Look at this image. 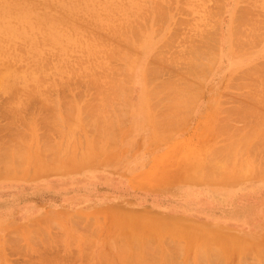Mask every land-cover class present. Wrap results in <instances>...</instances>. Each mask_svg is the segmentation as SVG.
I'll list each match as a JSON object with an SVG mask.
<instances>
[{
	"label": "rangeland",
	"instance_id": "374dc122",
	"mask_svg": "<svg viewBox=\"0 0 264 264\" xmlns=\"http://www.w3.org/2000/svg\"><path fill=\"white\" fill-rule=\"evenodd\" d=\"M0 264H264V0H0Z\"/></svg>",
	"mask_w": 264,
	"mask_h": 264
},
{
	"label": "bare ground",
	"instance_id": "6f19581e",
	"mask_svg": "<svg viewBox=\"0 0 264 264\" xmlns=\"http://www.w3.org/2000/svg\"><path fill=\"white\" fill-rule=\"evenodd\" d=\"M161 10H162V9H161ZM240 11H241V10H240ZM241 13H242V12H241ZM241 15H242V14H241ZM158 16H159V15H158ZM247 19H248V18H247ZM247 19H246V20H247ZM239 20H240V19H239ZM241 20H242V19H241ZM235 21H236V20L234 19V22H235ZM243 21H245V19L242 20V22H243ZM240 22H241V21H240ZM242 22H241V23H242ZM235 23H237L238 25H236ZM235 23H234V24H235V25H234V29L236 28V30H234V33L237 34V32H236V31L238 30L237 28L240 29L241 26H239V25H240L239 21H238V22H235ZM235 26H236V27H235ZM239 31H240V30H238V32H239ZM235 34H234V35H235ZM238 34H239V36H240V32H239ZM238 34H237V35H238ZM234 35H233V36H234ZM237 35H236L235 37L238 39L239 36H237ZM211 37H212V36H210V38H211ZM236 38H233V39H234L233 41H236V42H237V39H236ZM235 39H236V40H235ZM238 40H239V39H238ZM236 42H234V44H235ZM158 54H159V53H158ZM159 55H160V54H159ZM163 56H164V55H163ZM161 57H162V56H161ZM155 58H156V55H155ZM162 58H163V57H162ZM162 58H161V59H162ZM168 58H169V57H168ZM168 58H167V59H168ZM156 59H157V58H156ZM156 59H155V61H156ZM167 59H165V60H167ZM162 60H163V59H162ZM168 60H171L170 62L172 63V61H173L174 59H173V60H172V59H168ZM156 62H157V61H156ZM156 62H155V63H156ZM165 62H167V61H165ZM155 63H153V66L156 67V64H155ZM168 63H169V61H168ZM174 63H175V62H174ZM172 64H173V63H172ZM158 65H159V64H158ZM158 65H157V67H156V69H155V67H153V68H149V67L151 66V64H150V65L148 66V70H149V69H154V71H156L157 68H158ZM167 65H168V64H167ZM148 72L150 73V72H152V71L149 70ZM149 73H147V74H148V77H149L150 74H152V73H150V74H149ZM167 74H168V73H167ZM160 76H161V75H160ZM156 79H157V78H156ZM148 80H149V79H148ZM164 81H165V80H164ZM152 86H153V85H152ZM175 89H176V88H175ZM177 89L179 90L180 88H177ZM180 90H181V91H178V92H177V90H173L174 92H173V91H172V92H173V94H175V95H173V97L176 96L177 94H178L177 96L180 97L179 95H182V93H181V92H182V89H180ZM184 91H185V90H183V94H184ZM179 92H180V93H179ZM176 93H177V94H176ZM176 98H177V97H176ZM220 161L223 162V161H222V158H221ZM221 162H220V164H221V165H224V164H222ZM220 164H219V166H220ZM219 166L217 165V167H219ZM220 167H221V166H220ZM219 169H220V168H219ZM208 170H209V169H208ZM209 174H210V173H209ZM211 174H212V173H211ZM218 174H219V172H218ZM206 175L208 176V174H206ZM223 177H224V176H223ZM225 180H226V179H225ZM231 181H233V180H231ZM231 181H229V182H231ZM235 181H237V179H236ZM235 181H233V182H235ZM229 182H228V183H229ZM231 183H232V182H231Z\"/></svg>",
	"mask_w": 264,
	"mask_h": 264
}]
</instances>
